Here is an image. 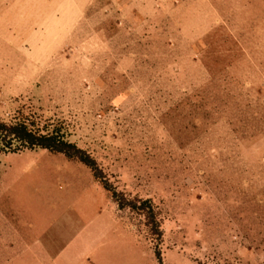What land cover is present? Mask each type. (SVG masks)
I'll list each match as a JSON object with an SVG mask.
<instances>
[{
    "label": "rangeland",
    "instance_id": "374dc122",
    "mask_svg": "<svg viewBox=\"0 0 264 264\" xmlns=\"http://www.w3.org/2000/svg\"><path fill=\"white\" fill-rule=\"evenodd\" d=\"M18 115L150 199L161 235L79 160L0 152V264H264V0H0Z\"/></svg>",
    "mask_w": 264,
    "mask_h": 264
},
{
    "label": "trees",
    "instance_id": "16d2710c",
    "mask_svg": "<svg viewBox=\"0 0 264 264\" xmlns=\"http://www.w3.org/2000/svg\"><path fill=\"white\" fill-rule=\"evenodd\" d=\"M43 148L51 152H60L67 158H74L87 165L93 176L107 191L117 210L128 209L142 216L149 234L160 238L158 220L155 219V206L150 199L129 197L122 191H117L107 183L95 161L83 153L55 127L44 124L39 126L30 117L18 115L8 121L0 120V152H14L21 149ZM84 154V155H83ZM138 202V204H136ZM156 256L158 253L154 250Z\"/></svg>",
    "mask_w": 264,
    "mask_h": 264
},
{
    "label": "crops",
    "instance_id": "0c3cea01",
    "mask_svg": "<svg viewBox=\"0 0 264 264\" xmlns=\"http://www.w3.org/2000/svg\"><path fill=\"white\" fill-rule=\"evenodd\" d=\"M89 259L87 257L81 256L79 261L81 262V264H85V261L87 262ZM65 263V262H63ZM62 264V263H61ZM86 264H92V261L90 260L89 262H87Z\"/></svg>",
    "mask_w": 264,
    "mask_h": 264
}]
</instances>
